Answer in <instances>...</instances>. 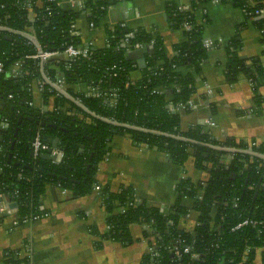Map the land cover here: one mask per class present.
Returning <instances> with one entry per match:
<instances>
[{
    "label": "trees",
    "instance_id": "obj_1",
    "mask_svg": "<svg viewBox=\"0 0 264 264\" xmlns=\"http://www.w3.org/2000/svg\"><path fill=\"white\" fill-rule=\"evenodd\" d=\"M116 2L89 0L85 4L89 23L99 25ZM236 4L248 19H253L264 39V16L255 15L257 9L263 10L262 1L254 6L244 0H236ZM166 8L173 28L182 29L185 36L174 45L172 55L160 32L116 25L107 30L103 49H90L91 58L52 59L42 64L29 56L39 50L63 52L68 45H82L79 36L71 35L80 11L64 8L62 0H0V63L4 67L0 73V115L9 124L0 138V194L16 202L20 221L42 212L41 195L49 184L76 196L87 195L97 183V166L106 157L113 136L128 134L137 145L167 153L177 165L183 166L192 156L195 166L208 171L209 177L200 183L182 179L176 203L164 212L145 200L130 206L136 199L132 188L123 187L118 192L102 189L110 213V228L102 237L131 245L134 238L130 227L140 223L148 226L143 237L153 236L148 242L155 249V255L146 252L140 264H255L256 249L264 245V227L231 228L248 217L264 221V157L246 152L251 149L248 144L231 137L224 141L214 138L204 125L181 129L182 114L176 106L189 101L196 92V77L208 52L204 26L196 22L194 11L183 10L175 1H169ZM188 24L194 27L186 29ZM29 28L35 43L30 42ZM137 45L151 46L152 50L145 55L141 78L135 81L131 74L138 66L126 53ZM240 47L238 36L227 46V80L234 83L244 74L253 85L260 109L264 102L259 92L264 84V66L255 58L239 57ZM19 61L23 63L21 72L8 76ZM42 68L51 81L62 77L57 70L62 72L69 85L67 93L81 105L47 82ZM35 80L45 82V99L57 96L52 110L29 105L34 102ZM81 83L97 88L100 95L70 87ZM112 97L114 103H110ZM37 134L59 137L58 148L64 151L60 163L41 154L32 155L31 143ZM252 149L264 154V147ZM227 155L233 156L229 164L223 161ZM185 198L193 200L190 206L183 203ZM191 210L197 211L198 224L187 230L181 226V219ZM175 245L181 250L190 247V253L175 255ZM192 253L199 258H193ZM6 256L8 264H30L29 257L19 258L17 252ZM262 257L264 261V253Z\"/></svg>",
    "mask_w": 264,
    "mask_h": 264
},
{
    "label": "crops",
    "instance_id": "obj_2",
    "mask_svg": "<svg viewBox=\"0 0 264 264\" xmlns=\"http://www.w3.org/2000/svg\"><path fill=\"white\" fill-rule=\"evenodd\" d=\"M88 1L62 0L64 8L80 11L76 26L83 46L103 49L107 42V30L123 25L160 32L171 55L174 45L184 41L185 36L182 29L173 28L167 3L175 1L180 6H190L196 22L204 26L203 39L208 54L196 77L197 90L191 98L193 108L180 111L181 129L185 131L201 124L218 140L231 137L238 143L248 144L251 149L264 147V102L257 109L253 85L244 74L241 73L234 83H230L226 75L229 62L227 46L235 36L241 42L237 52L239 57L255 58L264 66L263 34L253 19L246 17L245 10L236 4V0H220L217 3L126 0L125 4L123 0H117L97 26H91L88 21L90 12L85 9ZM244 1L250 6L260 2ZM261 1L264 12V0ZM151 50V46H140L127 51L126 57L138 66L131 74L133 80L141 78L145 55ZM19 72L18 64H15L8 76ZM42 72L45 80L59 93L66 92L65 87L50 80L43 68ZM61 74L57 70V75ZM70 87L81 92L87 90L85 84ZM259 92L264 97V84ZM32 93L37 107L48 111L55 106L57 96L51 95L45 99L39 90L38 80L33 83ZM65 95L73 99L69 94ZM167 97H172L170 91ZM209 121L213 125L208 124ZM0 122H3L1 115ZM208 177L209 172L197 168L192 156L183 166L177 165L167 153L137 145L128 134L113 136L108 153L99 162L95 175L102 189L118 192L123 187L132 188L139 201L145 200L149 206L158 207L163 212L176 203L179 197L177 187L182 179L189 178L200 183ZM183 203L190 206L191 200L185 199ZM41 207L49 212V216L37 221L17 222L15 216L0 213V264H8V252H17L19 258L29 257L30 264H140L149 249V242L143 237L144 224L131 225L134 238L131 245L102 237L108 231L110 213L100 192L93 190L87 195L76 196L60 186L49 184L41 195ZM197 219V211L191 210L182 217L181 226L191 230Z\"/></svg>",
    "mask_w": 264,
    "mask_h": 264
},
{
    "label": "built area",
    "instance_id": "obj_3",
    "mask_svg": "<svg viewBox=\"0 0 264 264\" xmlns=\"http://www.w3.org/2000/svg\"><path fill=\"white\" fill-rule=\"evenodd\" d=\"M210 2L217 3V2H220V0H211ZM257 4L258 3H256L255 5H257ZM181 8L183 10H186V11L187 10H189V11L192 10V8L190 6H181ZM255 15L264 16V12L261 9H257L255 11ZM90 25L94 26V24H92V23ZM192 27H194V24L193 25L192 24H188V25L185 26L186 29H191ZM71 35L79 36V30L77 29L76 23L73 26V28L71 29ZM28 36H29L30 42L35 43L34 42L35 38H34V35L32 33V28H29ZM140 46L141 45H137L136 47H140ZM81 57H83V58H91L92 57V52L90 51V49L85 47V46H83V44L82 45H73V44L68 45L63 52L39 50L36 54L29 56V58H32V59H40L42 64L45 63L46 61L52 60V59H66V60L69 59V60H73V59H77V58H81ZM16 64H18V66L20 68V72H21V70L23 68L22 61H19ZM3 71H4L3 64L0 63V73H2ZM61 76L62 77L59 78L56 81V84H58L59 86L65 87V91L66 92L62 93L63 95H65V94H68L67 93V88L69 87V85L66 84V82H65V80L63 78V73L61 74ZM38 83H39L40 92H43L44 83L45 82H43L41 80H38ZM263 83H264V78H263ZM81 84H83V83H81ZM86 87H87V90L85 92L87 94L92 95V96H99L100 95V93L98 92L97 88L91 87L90 85L89 86L86 85ZM75 101L78 104H80L79 100H75ZM114 102H115V99H114V97H112L110 99V103H114ZM29 105H34V102H29ZM192 108H193V102L191 101V99L189 101H187V102H179L177 104V106H176V109H178L180 111H182V110L186 111V110H190ZM3 122L7 123L6 120H3ZM209 123H211V122L209 121L208 124ZM141 145H145V144H141ZM145 146H147V145H145ZM31 147H32V150L34 152V156H38V155L44 154V153H49V157L51 158L53 163H60L62 161V159L64 158V151L62 149H60L58 147L51 146L49 143L45 142L42 139V136L39 135V134H37L35 136V138L33 139L32 143H31ZM245 151L249 152V153H252L254 155H257V156L264 157L263 153H259L257 151L252 150V149L245 150ZM232 159H233L232 155H227L223 159V161L226 164H229ZM93 188H94L93 190L96 191V192H100V193L102 192V187L99 184H97V183L94 185ZM199 198H201V196H199ZM185 199L186 200H190L188 198H185ZM138 202H140V201L136 198L133 202L129 203V205L133 206V205H136ZM192 202H193V200H191V203ZM12 203H16V202L14 200H11L6 195L0 194V213H6V214H9V215L15 216L17 218V222H19L20 219H19V217L17 215V206L16 207H11ZM121 210H122V212H124L126 210V207L125 208H121ZM40 211H42V212L39 213V214L33 215L30 218L25 219L24 221H37V220H41V219L49 216V212L45 211L42 207H40ZM197 224H198V222H196L195 225H197ZM249 225H260V226L264 227V221H259L257 219L248 217V218H245V219L241 220L236 225H234L231 228V230H233V231L240 230V229H242V228H244L246 226H249ZM109 228H110V226L108 225V229ZM146 228H148L147 225H146ZM215 229L219 230L220 228L218 226H216ZM146 239L150 240V239H154V237L151 236V237L146 238ZM172 250H173L175 255H179L182 252L183 253H190V247H188V246L183 247L182 250H181V249H179L177 247V245H175V247H173ZM247 251H250V248H247ZM147 252L148 253L150 252L154 256L155 255L154 247L149 245V249H148ZM256 252H257V259L255 261V264H264L263 257H262L263 253H264V245H262L259 248H257ZM199 256L200 255L197 254V253H192V257L195 258V259H198ZM151 264H156V262L153 261Z\"/></svg>",
    "mask_w": 264,
    "mask_h": 264
},
{
    "label": "water",
    "instance_id": "obj_4",
    "mask_svg": "<svg viewBox=\"0 0 264 264\" xmlns=\"http://www.w3.org/2000/svg\"><path fill=\"white\" fill-rule=\"evenodd\" d=\"M123 2H124V4H125V3H126V0H123ZM9 38H11V37H9ZM22 118H23V116L20 117V121H19V122H21ZM27 118L33 120V118H31V117H27ZM8 125H9V124H7V123H5V122H0V138H1V131L3 130L2 127H3V126H4V127H8ZM53 126H54V125H53ZM55 127H56V126H55ZM42 139H43L45 142L50 143L51 146H53V147H58L59 137L49 138L48 136L43 135V136H42ZM32 155H34V152H33V151H32ZM41 156L44 157V158H49V153L41 154ZM92 156H93V155H91V160H92ZM89 169H90V165L88 166V171H89ZM258 188H259V186H258ZM257 194H258V190L256 191V195H257ZM16 206H17L16 203H12V204H11V207H16Z\"/></svg>",
    "mask_w": 264,
    "mask_h": 264
}]
</instances>
